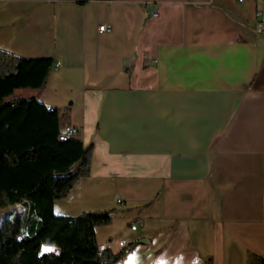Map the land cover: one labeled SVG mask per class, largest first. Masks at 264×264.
<instances>
[{
	"label": "crops",
	"instance_id": "0c3cea01",
	"mask_svg": "<svg viewBox=\"0 0 264 264\" xmlns=\"http://www.w3.org/2000/svg\"><path fill=\"white\" fill-rule=\"evenodd\" d=\"M263 7L0 0V50L52 60L42 88L6 98L67 108L91 145L89 174L52 212L111 210L97 248L133 243L113 264H264Z\"/></svg>",
	"mask_w": 264,
	"mask_h": 264
},
{
	"label": "trees",
	"instance_id": "16d2710c",
	"mask_svg": "<svg viewBox=\"0 0 264 264\" xmlns=\"http://www.w3.org/2000/svg\"><path fill=\"white\" fill-rule=\"evenodd\" d=\"M51 67V58L0 50V207L26 200L32 217L22 236L18 213L0 220V264H113L133 243L115 252L97 248L93 229L109 223L111 210L67 216L51 209L53 200L89 174L91 145L82 144L79 132L73 129L65 140H57L70 127L68 109L47 108L32 96L6 98L15 88H42ZM43 239L57 252H40ZM251 257L247 254V264Z\"/></svg>",
	"mask_w": 264,
	"mask_h": 264
},
{
	"label": "rangeland",
	"instance_id": "374dc122",
	"mask_svg": "<svg viewBox=\"0 0 264 264\" xmlns=\"http://www.w3.org/2000/svg\"><path fill=\"white\" fill-rule=\"evenodd\" d=\"M26 204V200H23L22 202L16 203L12 207H0V220L2 217L8 215L9 212L18 213L21 216L22 219L19 227V236L27 233V228L32 219L31 215L26 213Z\"/></svg>",
	"mask_w": 264,
	"mask_h": 264
},
{
	"label": "built area",
	"instance_id": "2783aa9c",
	"mask_svg": "<svg viewBox=\"0 0 264 264\" xmlns=\"http://www.w3.org/2000/svg\"><path fill=\"white\" fill-rule=\"evenodd\" d=\"M151 14H154V12H152ZM254 16H255V28H256V30L260 31V32H264V7L255 10ZM108 29H109V27L104 23L97 24V31H106ZM72 130H73V128H71V127L65 128L63 131H61L57 135V140L58 141L65 140L67 134L70 133ZM131 228H134V227L132 226Z\"/></svg>",
	"mask_w": 264,
	"mask_h": 264
},
{
	"label": "snow or ice",
	"instance_id": "6c2138e0",
	"mask_svg": "<svg viewBox=\"0 0 264 264\" xmlns=\"http://www.w3.org/2000/svg\"><path fill=\"white\" fill-rule=\"evenodd\" d=\"M45 251H48V249H45Z\"/></svg>",
	"mask_w": 264,
	"mask_h": 264
}]
</instances>
